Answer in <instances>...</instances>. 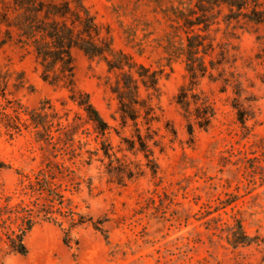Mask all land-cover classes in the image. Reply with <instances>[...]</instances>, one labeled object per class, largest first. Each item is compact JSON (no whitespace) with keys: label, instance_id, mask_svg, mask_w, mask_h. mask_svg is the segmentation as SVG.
Returning a JSON list of instances; mask_svg holds the SVG:
<instances>
[{"label":"rangeland","instance_id":"rangeland-1","mask_svg":"<svg viewBox=\"0 0 264 264\" xmlns=\"http://www.w3.org/2000/svg\"><path fill=\"white\" fill-rule=\"evenodd\" d=\"M196 1L87 0L111 27L117 48L163 70L161 96L153 98L158 120L150 125L140 121L157 173L141 152L129 148L127 139L136 129L131 120L124 126L112 91L116 74L104 61L76 52L77 84L111 125L112 156L100 150L89 163L88 149L100 148L106 138L70 98V90L43 80L32 54L12 45L0 48V76L9 74L10 79L0 108L9 100L30 108L45 103L62 117L51 141L39 139L33 126L12 135L2 129L0 200L20 189L19 170L32 172L48 160L65 161L75 170L67 183L81 182L77 191H67L72 206L103 227L73 225L71 218H62L61 224L41 221L26 237L27 254L12 252L0 237V264H264V25H227L222 17L213 25L217 41L230 32L239 47L240 88L223 78H202L193 93L207 99L216 114L209 128L191 119V133L176 101L189 82L181 53L187 31L179 13L196 17ZM20 71L26 84L17 88ZM227 77L234 79L230 73ZM141 95L148 96L145 87ZM239 222L253 237L251 244L231 240ZM69 230L71 244L65 240Z\"/></svg>","mask_w":264,"mask_h":264},{"label":"trees","instance_id":"trees-1","mask_svg":"<svg viewBox=\"0 0 264 264\" xmlns=\"http://www.w3.org/2000/svg\"><path fill=\"white\" fill-rule=\"evenodd\" d=\"M194 6L196 17L183 10L179 13L187 31L181 53L189 82L176 97L189 121L191 133L195 130L191 119L195 117L199 127L209 128L216 114L214 106L207 99L200 100L193 93L202 78H223L228 84L233 82L236 89L240 88L239 79L236 78L239 47L231 41L230 32H226L227 39L217 41L212 35L213 25L221 23L220 17L227 25L233 21L245 25H264V0H197ZM6 45L19 48L24 55L32 54L43 80L67 87L70 98L85 110L98 134L106 138L100 148L94 151L88 149L91 154L89 163L100 150H104L106 156H112L107 137L111 125L93 103L90 93L77 84L76 52L81 51L91 59L104 61L108 71L116 74L112 91L119 100L124 126L131 120L136 129L134 137L127 139L129 148L141 152L147 166L157 173L158 165L140 121L150 125L158 120L153 98L159 99L161 96L163 70L148 66L130 52L117 48L111 27L98 19L87 0H0V48ZM228 73L233 80L227 77ZM19 74L22 80L15 84L17 88L26 84L24 71ZM9 80V74L0 76V95L5 98ZM141 87L148 91L147 97L141 95ZM61 118L55 108L49 111L45 103L30 108L18 100H9L0 108V134L3 128L12 135L33 126L38 130L39 139L51 141L54 139L55 124L62 125ZM239 119H246L240 109ZM58 150L64 148L59 147ZM18 172L21 176L20 189L4 194L0 200V237L12 252L28 253L26 237L41 221L61 224L62 218H71L73 225L89 222L96 229L103 230L93 217L72 206L67 191H77L81 182L67 183L68 177L74 179L75 170L65 161L48 160L32 172ZM69 238L70 230L66 232L65 240L71 244ZM231 240L237 245L251 244L253 237L239 222Z\"/></svg>","mask_w":264,"mask_h":264}]
</instances>
